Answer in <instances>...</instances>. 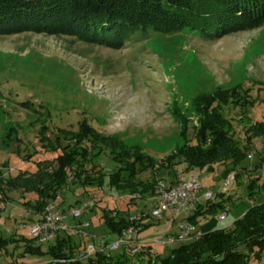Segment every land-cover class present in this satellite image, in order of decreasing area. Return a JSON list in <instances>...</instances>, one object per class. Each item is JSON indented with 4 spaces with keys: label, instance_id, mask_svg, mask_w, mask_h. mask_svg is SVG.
Masks as SVG:
<instances>
[{
    "label": "rangeland",
    "instance_id": "rangeland-1",
    "mask_svg": "<svg viewBox=\"0 0 264 264\" xmlns=\"http://www.w3.org/2000/svg\"><path fill=\"white\" fill-rule=\"evenodd\" d=\"M228 91L236 95L222 107V113L241 140L245 128L264 121V24L213 41L191 29L175 35L138 32L121 49L71 34L31 29L0 33V173L11 180L23 171L34 172L37 162L61 155L71 144L72 133L81 132L82 126L114 137L131 154L140 150L156 160L167 158L187 142L196 144L201 98ZM252 143L254 158L245 162L248 170L236 176L224 197L230 207L227 220H219L222 211L201 218L203 233L231 228L250 207L264 202V137ZM93 160L104 170V186H72L57 200L67 209L90 202L84 220L91 222V237L73 236L81 243L80 254L87 244L108 234L104 210H128L135 215L149 211L153 203L151 196L132 200L109 184L111 173L119 168L110 150L103 148ZM181 161L176 168L179 177L196 175L204 190L217 194L242 167L219 166L213 172H201ZM161 175L170 184L169 173ZM139 179L151 182V171ZM253 182L257 188L251 196ZM37 198L34 193L10 190L6 183L0 185V240L29 238L25 227L37 218L33 208ZM4 245L0 264L51 261L46 256L23 257L22 242ZM48 245L42 244L43 251ZM173 248L153 247L161 257ZM134 261L147 264L149 256Z\"/></svg>",
    "mask_w": 264,
    "mask_h": 264
},
{
    "label": "trees",
    "instance_id": "trees-1",
    "mask_svg": "<svg viewBox=\"0 0 264 264\" xmlns=\"http://www.w3.org/2000/svg\"><path fill=\"white\" fill-rule=\"evenodd\" d=\"M262 24L264 0H0V33L31 29L38 33L71 34L113 49H121L138 32L153 30L161 35H175L191 29L213 41ZM235 95L228 91L201 98L197 105L201 120L195 128L196 144L187 142L167 158L156 160L140 150L131 154L114 137L82 126L81 132L72 133L71 144L61 155L37 162L34 172L23 171L15 179L5 180L0 173V185L6 183L10 190L36 194L33 208L37 214H43L67 188L104 186V170L98 169L93 160L103 148L111 151L119 167L111 173L109 184L140 198L153 195L157 179L164 178V171L169 173L170 183H175L181 160L188 169L201 172H213L219 166H242L236 175L239 178L248 170L245 162L253 160L248 157L253 151L252 140L264 137V121L250 124L244 130V138L237 139L231 121L222 113V107ZM148 170L152 181L140 180L139 176ZM256 188L253 182L251 196ZM224 197L218 194L217 202L200 206L191 220L199 224L201 218L222 211L226 206ZM128 212L104 210L106 232L116 236L127 228L131 215ZM14 242L23 243V257L46 256L51 260L47 264H134V259L142 256H149L147 264H264V202L250 207L231 228L210 231L175 246L167 257L155 255L154 251L138 256L98 253L83 262L78 259L81 243L77 244L70 234L59 235L46 251L37 240L26 237L16 241L1 239L0 247L5 249L4 244Z\"/></svg>",
    "mask_w": 264,
    "mask_h": 264
},
{
    "label": "built area",
    "instance_id": "built-area-1",
    "mask_svg": "<svg viewBox=\"0 0 264 264\" xmlns=\"http://www.w3.org/2000/svg\"><path fill=\"white\" fill-rule=\"evenodd\" d=\"M248 157L253 159L254 155L250 154ZM235 181L236 174H232L220 194L228 195ZM129 196L132 199L140 198L139 195ZM151 200L153 203L149 211L130 215V225L116 236L108 233L98 242L87 244L78 259L87 262L98 253L107 256L118 253L138 256L153 252L155 244L175 247L194 241L205 233L200 229V224L191 219L195 217L200 206L217 202L218 194L204 190L199 177L189 175L181 176L175 183L170 184L158 178ZM89 209L90 202L67 209L55 201L46 207L43 214H37L36 220L25 228L28 229L29 238L37 240L40 244L54 243L58 236L63 234L89 239L91 222L84 220ZM229 211L230 207L226 205L219 220L226 221ZM70 221L75 225H70Z\"/></svg>",
    "mask_w": 264,
    "mask_h": 264
},
{
    "label": "crops",
    "instance_id": "crops-1",
    "mask_svg": "<svg viewBox=\"0 0 264 264\" xmlns=\"http://www.w3.org/2000/svg\"><path fill=\"white\" fill-rule=\"evenodd\" d=\"M73 223V222H72Z\"/></svg>",
    "mask_w": 264,
    "mask_h": 264
}]
</instances>
